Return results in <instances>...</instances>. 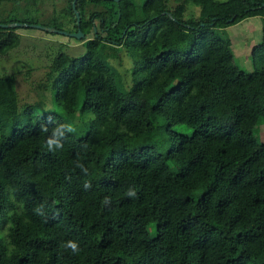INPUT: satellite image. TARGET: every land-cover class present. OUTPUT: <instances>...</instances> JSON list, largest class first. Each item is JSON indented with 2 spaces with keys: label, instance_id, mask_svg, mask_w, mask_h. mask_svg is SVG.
Wrapping results in <instances>:
<instances>
[{
  "label": "trees",
  "instance_id": "trees-1",
  "mask_svg": "<svg viewBox=\"0 0 264 264\" xmlns=\"http://www.w3.org/2000/svg\"><path fill=\"white\" fill-rule=\"evenodd\" d=\"M106 1L111 10L97 6L77 23L76 0H63L40 23L82 32L44 30L85 48L56 65L60 113L24 104L19 114L15 76H0V264H264V140L254 135L264 121V0ZM7 2L0 23L39 24L42 0ZM194 2L198 12L186 13ZM248 16L261 19L249 71L218 32ZM15 28L0 27L1 54L19 43ZM122 50L127 86L110 62ZM85 113V131L49 152L52 129ZM158 133L162 152L131 148Z\"/></svg>",
  "mask_w": 264,
  "mask_h": 264
},
{
  "label": "rangeland",
  "instance_id": "rangeland-1",
  "mask_svg": "<svg viewBox=\"0 0 264 264\" xmlns=\"http://www.w3.org/2000/svg\"><path fill=\"white\" fill-rule=\"evenodd\" d=\"M63 0H42L37 6L40 14L37 21L46 22L54 11H57L63 5ZM106 6L111 10L112 4L106 0H76L74 7L79 11L81 19H86L87 13L92 8ZM186 13L198 12V4L191 3L187 5ZM10 8V3L0 5V12L6 13ZM95 25L97 21L95 20ZM63 30L73 32L71 24H63ZM20 35L17 46L0 53V76L13 73L15 76V85L17 91V110L21 114L22 105L31 104L32 112L44 113L48 111L61 112L60 108L54 102L53 79L58 73L56 65L58 60L64 56L67 60L80 55L84 51V46L79 44L78 39L73 37L61 36L56 33H45L38 28L16 27ZM105 38L114 40L116 35L110 31L97 32ZM220 35L226 39L233 53V59L237 66L245 70H252L257 64L252 58V48L261 38V19L259 16H248L233 24L218 29ZM116 71L122 76L124 86L130 83V57L122 50L120 57L110 61ZM91 114L85 113L76 117L71 124L74 127L75 134H82L87 128L86 120ZM177 127V126H176ZM177 130L189 132L186 126H178ZM258 141L264 140V121H259L254 133ZM160 133L154 135H144L135 138L131 142V148L135 149L142 145H150L155 150H165L167 144L161 139Z\"/></svg>",
  "mask_w": 264,
  "mask_h": 264
},
{
  "label": "clouds",
  "instance_id": "clouds-1",
  "mask_svg": "<svg viewBox=\"0 0 264 264\" xmlns=\"http://www.w3.org/2000/svg\"><path fill=\"white\" fill-rule=\"evenodd\" d=\"M42 128L45 132L48 131L47 125H42ZM75 128L72 127L69 124H58L56 127H54L51 131V134L47 137L46 139V148L49 152H55L59 149L63 148V141L66 139L68 133H73L75 132ZM77 167H80L83 169L82 164H77ZM85 172L87 171L86 169H83ZM85 189L87 190L88 188L91 187L89 183H85L84 185ZM127 196L129 198H134L137 196V193L134 188H129L127 191ZM103 203L105 205H108L111 203L109 197H105ZM43 206L41 205L40 207H37L35 209V212L37 215L44 216V212L42 211ZM64 247L66 249H70L71 253L76 255L79 254L82 249L80 248V245L77 241L69 240L65 242Z\"/></svg>",
  "mask_w": 264,
  "mask_h": 264
},
{
  "label": "water",
  "instance_id": "water-1",
  "mask_svg": "<svg viewBox=\"0 0 264 264\" xmlns=\"http://www.w3.org/2000/svg\"><path fill=\"white\" fill-rule=\"evenodd\" d=\"M114 1H117V0H114ZM72 8L74 10V13L76 15V20H77V23H78V21H79L78 12H77V10L74 7V2H72ZM10 26H16V27L27 26V27L39 28V29H42V30L54 31V32H59V33H63V34H66V35H71V36H74L76 38H79V37L82 36V32L79 29H77L75 32H66L64 30H57V29H54V28L45 27L43 25L34 24V23H24V22L0 23V27H10Z\"/></svg>",
  "mask_w": 264,
  "mask_h": 264
}]
</instances>
